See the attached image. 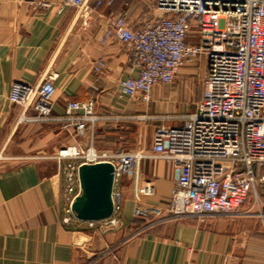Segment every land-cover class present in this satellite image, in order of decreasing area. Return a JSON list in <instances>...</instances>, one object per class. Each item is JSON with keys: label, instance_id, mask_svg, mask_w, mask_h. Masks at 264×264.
<instances>
[{"label": "crops", "instance_id": "0c3cea01", "mask_svg": "<svg viewBox=\"0 0 264 264\" xmlns=\"http://www.w3.org/2000/svg\"><path fill=\"white\" fill-rule=\"evenodd\" d=\"M46 1L50 8L0 0V153L7 157L0 160V264H264L263 187L262 201H247L236 216L167 212L176 174L172 163L153 154V137L159 127H183L197 110V74L182 70L172 84L155 86L148 101L129 99L120 89L129 77L128 48L104 38L107 19L122 12L133 29L141 28L152 17L150 0H103L89 29L74 21L75 9L64 6L66 0ZM100 59L105 67L96 73ZM45 71L58 74L53 117H65L71 102L91 104L101 117L93 134L78 138L59 123L15 127L13 83L36 85ZM90 146L125 156L127 172L118 185L122 206L111 218L115 227L107 221L94 228L82 221L64 224L65 162L19 160ZM135 153L145 158L137 161ZM146 186L152 195L141 193Z\"/></svg>", "mask_w": 264, "mask_h": 264}, {"label": "built area", "instance_id": "2783aa9c", "mask_svg": "<svg viewBox=\"0 0 264 264\" xmlns=\"http://www.w3.org/2000/svg\"><path fill=\"white\" fill-rule=\"evenodd\" d=\"M40 8L51 2L32 0ZM103 0H66L75 9L74 21L89 29ZM152 17L135 30L126 12L107 19L105 39L123 42L129 51V77L120 82L129 99L148 101L157 85L172 84L179 72L205 61L202 99L183 127H159L153 154L172 163L177 188L167 212L173 217L239 215L253 194L262 200L264 188V0H150ZM62 10V9H61ZM105 67L95 64V72ZM58 74L45 71L36 85L13 83L9 100L19 108L15 127L59 123L78 138L93 134L101 117L93 105L71 102L66 116L53 117ZM81 113L78 115V113ZM137 161L145 155L133 154ZM123 154L97 151L93 146L62 150L58 156H25L19 160L57 159L65 162L63 181L67 206L63 223L78 221L71 205L78 196L82 164L110 162L115 167V213L121 210L118 188L126 175ZM7 159L0 153V160ZM141 193L150 196L146 186ZM259 216L264 217L260 212ZM112 218V217H111ZM108 219L109 226L117 221ZM97 222H89L94 228Z\"/></svg>", "mask_w": 264, "mask_h": 264}, {"label": "water", "instance_id": "95a60500", "mask_svg": "<svg viewBox=\"0 0 264 264\" xmlns=\"http://www.w3.org/2000/svg\"><path fill=\"white\" fill-rule=\"evenodd\" d=\"M79 194L71 205L78 221L101 222L115 212V167L110 162L82 164L78 169Z\"/></svg>", "mask_w": 264, "mask_h": 264}, {"label": "rangeland", "instance_id": "374dc122", "mask_svg": "<svg viewBox=\"0 0 264 264\" xmlns=\"http://www.w3.org/2000/svg\"><path fill=\"white\" fill-rule=\"evenodd\" d=\"M186 69H192L193 72L195 74H197L196 78V91H200V92H203V80H204V77L206 75V63L205 61H202V60H197L195 63H191L189 65H187L186 67H184L182 70H186ZM181 70V72H182ZM61 127V126H60ZM72 136V135H71ZM107 147V143H104V145H102V148L104 149H109V148H106ZM69 147H63L61 148L58 152H57V156L58 154L62 151V150H65V149H68ZM110 150H115V149H110ZM114 154H117L116 152H114ZM38 154H34V156H37ZM33 156V155H32ZM56 157V156H55ZM52 162H57V161H52ZM64 162V161H63ZM64 169V168H63ZM124 177H122L121 181H123ZM120 181V182H121ZM248 201L249 202H252V201H256L255 199V196L252 194L249 198H248ZM259 212V211H258ZM260 212H263V211H260ZM264 213V212H263ZM243 215V214H242Z\"/></svg>", "mask_w": 264, "mask_h": 264}]
</instances>
